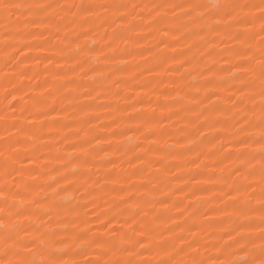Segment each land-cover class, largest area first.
Instances as JSON below:
<instances>
[{
    "label": "rangeland",
    "instance_id": "1",
    "mask_svg": "<svg viewBox=\"0 0 264 264\" xmlns=\"http://www.w3.org/2000/svg\"><path fill=\"white\" fill-rule=\"evenodd\" d=\"M3 2L22 7L0 9V189L26 214L0 213L7 244L41 259L23 247L35 241L67 264L187 262L193 239L206 264L251 258L249 209L264 187L259 11L218 5L259 0Z\"/></svg>",
    "mask_w": 264,
    "mask_h": 264
},
{
    "label": "snow or ice",
    "instance_id": "2",
    "mask_svg": "<svg viewBox=\"0 0 264 264\" xmlns=\"http://www.w3.org/2000/svg\"><path fill=\"white\" fill-rule=\"evenodd\" d=\"M22 7V5L19 4H8L4 3L3 0H0V9H3L4 11H8L10 8H16L19 9ZM29 9H31V5L28 6ZM37 7H40L41 9L44 8H51L53 7L52 5H37ZM64 7V6H61ZM84 7L86 11H90L91 8L95 7V5H89V6H81ZM100 7L104 8L105 10L109 7V5H100ZM133 7H136L133 5ZM172 7H183L182 5H173ZM218 7L223 11L226 9H231V8H248V9H256L259 11V16L258 17H253V20L258 19L260 22V32L257 33V35L260 36V43H261V48H260V54H261V60H260V73H259V78L261 81V95L264 96V0H259V2H250L247 4H223V5H218ZM231 15V13H229ZM123 19V17H122ZM243 22H251L248 21L247 18H243ZM35 23V22H34ZM211 71V69H209ZM261 112L264 113V103L261 104ZM208 119V117H205ZM262 125H264V119H262ZM10 139V138H9ZM241 143H244V141H241ZM260 143H261V169H260V177L262 183H264V131H262L261 137H260ZM237 172L240 171V169L236 170ZM253 171H255L253 169ZM7 185H5V188ZM252 188V185H245L238 187L236 189L237 192H247L248 189ZM0 197L3 198V204L6 207H0V213H4L5 216L9 215H16V216H21V215H26L22 210L17 209L15 213H13V205H10L8 203V194L5 193L2 189H0ZM259 207L256 209L255 207H252L249 209V211L256 213L258 211V218L260 221L259 224V232L257 239L259 240V243H256V240H249V243L251 244V252L246 253L249 255L251 258L249 259H242V260H220L219 264H264V187L261 188L259 197ZM248 202H246L245 207H247ZM241 216L244 217L245 220H251L252 217L248 215L247 211L241 210ZM131 220H135V216H132L130 218ZM0 227L4 229L3 232V238L5 240V245L3 249H0V256L3 258L0 259V264H67V261H64L62 259H56L53 258L54 254L48 253L47 250L40 251V245H37L35 241L23 245L25 249L28 250V256H33L35 253H39L41 255V259H34V258H27L23 257L20 253V251L13 245H8L7 240H8V233L11 231L12 226L11 225H5L2 220H0ZM145 225L141 223L140 228L133 229V235H140L144 236L145 235ZM246 225L245 223H241L239 225L240 232H242L245 229ZM240 233L238 232V235ZM227 235L229 236L230 239L233 240V242L237 245L240 246L241 249L245 248V245L241 243V240L236 239L235 237L232 236L231 232H228ZM77 239H79L82 243L87 245L88 247H92L93 245L96 248H104L105 254L109 250H113L115 254V245L111 241H102L101 239H89L87 236V233H81ZM241 239H247L246 237H241ZM120 242L122 244H128L129 240L126 239L125 237L121 236L120 237ZM138 244L142 248L148 247L149 245L143 241V240H135L134 245ZM133 246H125L122 248V251L124 253H128L130 256H135L136 253L133 251ZM198 241L193 239L191 242H187V248L188 249H193V254L192 258L187 261V262H177L174 260H168V259H161L156 262V264H206L205 261L200 260L197 257L198 255V249H197ZM232 245L229 244L228 248H231ZM181 252H184L185 249L181 248ZM258 253V255L256 254ZM66 254V253H65ZM85 257H87L88 253L86 251L82 252ZM12 257H20L19 259H13ZM75 264V262H73ZM84 264H151L150 261H135V260H120V259H115V260H103L100 258L97 259H85ZM212 264H215V262H212Z\"/></svg>",
    "mask_w": 264,
    "mask_h": 264
}]
</instances>
